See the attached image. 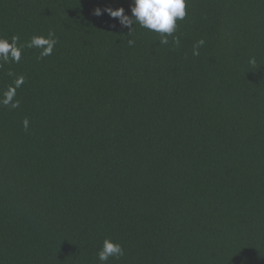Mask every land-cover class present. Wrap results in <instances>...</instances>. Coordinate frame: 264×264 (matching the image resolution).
Returning <instances> with one entry per match:
<instances>
[{
  "label": "trees",
  "instance_id": "16d2710c",
  "mask_svg": "<svg viewBox=\"0 0 264 264\" xmlns=\"http://www.w3.org/2000/svg\"><path fill=\"white\" fill-rule=\"evenodd\" d=\"M131 3L0 0L58 40L0 62V264H264V0H187L179 45Z\"/></svg>",
  "mask_w": 264,
  "mask_h": 264
},
{
  "label": "clouds",
  "instance_id": "9594fccd",
  "mask_svg": "<svg viewBox=\"0 0 264 264\" xmlns=\"http://www.w3.org/2000/svg\"><path fill=\"white\" fill-rule=\"evenodd\" d=\"M187 0H132L130 5L131 16L125 14V9L119 7L116 9L105 8L106 12L111 18L118 19L122 27L133 30V25L138 23L142 28L154 31L161 34L159 43L167 45L169 43L168 37H173V43L179 45V38L174 36L177 29V21L183 20L186 16ZM96 16L102 15L100 8L94 10ZM58 40L54 32H49L45 36H33L26 45L19 43V37L13 36L11 40L0 38V62H8L9 60L19 63L23 48H38L40 49V58L52 55L55 45ZM205 41L203 39L196 42L193 46L192 54L199 55V48L203 46ZM129 46L134 44L133 40L128 41ZM250 64H255V58L250 59ZM22 83V78L20 80ZM18 107V102L12 105ZM25 129L28 127V121H23ZM124 255L123 246L111 239L103 241L101 249L97 253V258L100 264H107L110 258L119 259Z\"/></svg>",
  "mask_w": 264,
  "mask_h": 264
}]
</instances>
